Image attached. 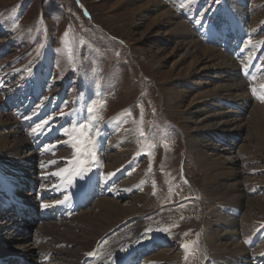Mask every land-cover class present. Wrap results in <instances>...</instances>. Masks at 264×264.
<instances>
[{
	"label": "rangeland",
	"instance_id": "1",
	"mask_svg": "<svg viewBox=\"0 0 264 264\" xmlns=\"http://www.w3.org/2000/svg\"><path fill=\"white\" fill-rule=\"evenodd\" d=\"M161 2L180 19L188 22L190 30L194 31L200 43L226 53L235 63L238 73V62L233 58L235 55L229 54L210 40L202 42L191 21L193 16L197 15V9L201 7V14L209 15L211 23L216 24L218 31H222L223 14L220 10L223 6L221 0H161ZM224 3L232 8L241 6L243 11L246 9L248 15L244 18V22L246 21L244 25L249 26L251 30L257 29L252 31L254 34L250 37L252 39L234 47L235 51H239L243 44L258 49L264 38V0H226ZM158 12L159 10L149 0H0V113H13L15 116L12 117L13 123L17 121L20 123L17 113H14L15 110L21 111L22 114L19 117L23 120L40 111L41 106L48 107L50 126L58 125L62 130L53 140L59 149L57 148L56 153L46 158H50L48 163L54 159H58L61 165L67 162V173L59 171L63 175H55V178L65 175L64 183L68 185L73 184L77 174L69 164L72 159L71 156L68 157L69 155L73 154L75 158L83 152L87 153L94 148L98 139H103L101 146L104 150L101 152L106 154L102 156L105 157L104 165L107 167V164L119 161L114 157V154L119 151L118 148L110 144L116 132L125 126L133 128L137 134L136 143L130 147L133 150L125 155L124 159H128L127 162L133 160L136 164L135 169L132 168L130 173L137 172L136 170L143 172L139 184L142 183L145 187L142 188V186L139 192L132 191L128 195L124 193L121 197L109 194L103 198H113L122 207L128 208L126 210L127 219L123 221L140 216L145 219L143 221L150 227L151 232L157 230L166 237L164 245L156 246L157 251L147 255L149 259H146V264H215L218 256L215 254L217 251L213 252L212 244L215 239L218 241V237L212 234L213 230L216 228L221 230L222 234L219 238H224V232L229 230V227L222 222L224 217L229 221L238 220L239 228L245 230L244 232H246L244 226L247 221L242 220L244 211L240 206L238 208L234 205L223 204L208 196L204 171L188 141L191 138L189 134L194 132L196 126L192 121L186 120L188 114L183 110L191 108L190 100L195 94L221 81L215 77L217 73L210 72L204 76L191 78L194 84L182 85L180 82L182 78L178 80L177 77L184 73L192 60L191 57L185 59L181 57L182 51L176 47L179 38L175 32L171 31L173 28L165 21L161 23L154 21ZM239 15L243 18L241 13ZM233 20L231 18L230 22L232 23ZM202 27L204 31H209L205 29L206 25ZM238 76L244 82V89L252 99L247 103L248 109L251 108V103L264 107V102L260 98L255 100L253 98L255 94L252 95V91L247 89V83L239 73ZM37 78L44 81L43 86L40 83L37 84L38 87L36 86ZM253 84L263 88L264 77ZM178 85L183 89L193 85L192 90L195 89L184 93L182 111L169 94L170 91H174L175 87L177 89ZM35 86V90L39 92L38 95H41L38 99L32 97L29 101L28 98L31 97L32 88ZM5 106L9 110L2 111L3 107L6 108ZM90 107L93 109L91 113L88 111ZM248 109L247 117L249 116ZM216 111L220 110L217 108ZM110 121L111 124L107 123ZM186 125L191 128L188 132L183 128ZM235 136L239 141L229 146L231 148L229 151L225 150L220 153L222 145L229 142L230 138L228 137L226 141L225 137L217 138L209 133L202 134L204 141L212 143V150L208 151L209 154L227 157L228 152L231 151L238 155L242 168L246 170L245 174L251 179L243 180L245 194L251 198L259 197L264 202V158L263 156L256 158L254 155L256 149L252 148L250 151L254 153L253 155L244 150L242 153L241 146L246 143L241 141V134ZM120 146L121 143L118 147ZM25 151L29 156L33 152L28 149ZM6 153L8 154V151H0V157ZM87 155H92V153ZM96 158L92 155L88 168L93 162L96 163L94 160ZM91 159L93 162H90ZM253 159L254 161H251ZM53 169L54 167L50 170ZM27 174L25 176L30 175L37 178L38 170L28 168ZM44 174L47 173L44 171ZM126 178L123 177L121 179L123 182L118 183L117 194L118 191L125 192V188L131 190L136 187V184L132 186L134 181L130 180V177ZM54 185L59 184L56 182ZM21 190H23L22 194L26 193L28 197L38 200V195L31 192L29 187ZM4 198L5 195L1 194L0 199ZM99 200L80 210L76 218L69 220L68 224L70 228H73V232L64 231L67 237L72 239L81 234L85 238L96 239L94 246L96 247L99 239L102 238V243L117 233V229L114 228L124 222H118V225L107 230L100 238L91 237V234L83 229L85 225L79 219L80 214L84 217L102 214V210L95 207ZM214 207L216 210H213ZM232 209L240 210L241 214L234 215L235 218L229 216ZM259 211H255L258 214L259 224L253 222L257 226L254 230L246 232L247 236L257 229L264 230L262 227L264 213ZM2 219L0 220V231L4 223L14 221L10 218V213L4 215ZM142 219H140L141 222ZM66 222V220L57 221L60 226ZM136 224L133 227L135 231L137 230ZM89 226L86 225L88 229ZM35 228L26 232L13 233L11 237L17 240L27 234L32 236L35 234ZM164 229L168 231H163ZM9 230L10 228L6 233L3 231L0 234H7ZM60 230H64L63 226ZM36 235H41V233ZM212 237L213 240L210 239ZM229 238L241 241L243 235H228L226 240L228 241ZM80 240L60 244L58 248L63 251L56 255L50 253L46 262L48 264H78L79 257L88 252L83 248L79 250ZM47 241L48 239L46 241L40 239L38 242H44L51 249L53 243ZM111 241L103 246V252L106 258L113 256L115 259L117 258L115 250L117 243L114 245V239ZM261 242L262 244H259L257 249H253L255 254L264 249V242L261 240L259 243ZM12 245L25 250V247H21V243H12ZM185 245L188 246L187 249ZM4 246L7 249L10 248L8 244ZM32 251L37 252L38 250L32 249Z\"/></svg>",
	"mask_w": 264,
	"mask_h": 264
},
{
	"label": "bare ground",
	"instance_id": "2",
	"mask_svg": "<svg viewBox=\"0 0 264 264\" xmlns=\"http://www.w3.org/2000/svg\"><path fill=\"white\" fill-rule=\"evenodd\" d=\"M149 2L151 4H154V6L159 10L154 21L159 23L164 21L167 22L173 28L171 31L177 34L179 38L178 39L179 42L176 43V47L181 49L182 51L181 57L184 59L191 57L192 62L186 68L184 73L181 74L179 77H177L178 80L182 78V80H180L182 85L186 83L194 84V82H191L192 81L191 78L202 75L204 76L206 75V73H210V72L217 73L215 77L221 81V83H218L213 87H209L201 91L200 93L195 94L193 98L190 100L191 101L190 104L188 103L189 105H192L191 108H189V110L182 109L183 108L182 99L184 98V93L195 90V89L192 90L194 88L193 85L185 89H183L182 86L178 85V88L176 89L175 87L174 91L169 90L170 91L169 94L173 102L180 107V111L183 110V112H186L188 114V116H186V120L192 121V123H194V125L196 126L194 132L191 133L189 132L191 138L188 141L190 148L194 150V151L192 150L193 152H195L196 159L201 165L200 167L204 171V179H205L204 182L207 185L206 187L209 193L208 196L212 199L222 202L223 204L234 205L238 208L241 207L244 211L243 216L241 215L243 217L242 220L247 221L245 226L244 225L242 226L246 228V232L254 230V228H256L257 225L254 224L253 222L258 223L259 221L258 214L255 211L260 210L259 212L264 213V202H262L263 200L260 199L259 197L258 198L256 197L257 199L253 197L251 198L250 196L248 197L245 194L244 192L245 187L243 186V182H244L243 180L247 178L249 181L250 176L245 174L246 170L242 168L238 155L235 153L233 154L231 151L228 152L229 157L228 156L224 157L223 155L217 156L216 154L213 155L209 154L210 150H212V143L211 142L207 143L206 140L204 141L203 138L205 136H203L202 138V134L209 133L210 135L212 134L217 138L225 137L226 141L228 137L230 138L229 142H225V144L222 145V150L220 153H223L225 150L229 151L231 149L230 147L234 145V142L236 141L235 143H237L239 141L236 139L235 135L241 134L242 135L241 141H245L246 143L241 146L242 153L246 151L252 154L250 151L251 150L250 148H252L254 150L256 149L255 150L256 153L255 154L253 153L256 158L260 156H263L264 158V107L257 103H251L252 106L250 109H248L247 103L252 99L250 98L249 94L246 93L244 89V82L238 76L239 69L237 73L235 63L228 57V55H226V53H222L217 49H214L209 46H204L202 43H200L199 40L194 35V31L190 30L189 27L190 25L188 26L187 24L188 22L186 23L185 21L180 19L179 16L176 15L174 12H172V10L167 8L165 4L161 2V0H149ZM225 6L230 7L227 4ZM232 9L238 13H241V16H243V18L241 17L242 20L244 18H247L248 11H245L246 9H244L243 11L242 10L243 8L241 6L236 8L234 7ZM205 29L209 30L208 27H206ZM256 30H257L256 28L252 29V31H256ZM259 43L261 44V42ZM254 67L258 69H264V62ZM259 79L260 78L252 81L251 83H255ZM38 83H40V85L42 86L44 85V81L39 80V78H37L36 86ZM36 86L32 88L33 92L31 94L36 95V97H38L37 95L39 92L35 90ZM253 98L256 100V98L259 97H253ZM231 107H233V109ZM235 107L236 108L239 107V108L234 109ZM40 108L41 110L39 114L37 115V117H35L37 122L35 124L33 123L29 127L24 126V123H22L21 121L19 123L16 120L17 122L13 123L14 121H12L13 119L12 117H15L13 113L11 114L10 113L5 114V112H3L4 114L0 113V127L2 126V130H0V151L2 152L8 151V154L6 153L5 155L0 157V195L1 194L6 195L5 202H9V194L12 195L16 194V197L21 198L22 200L27 202V204H29L31 207H34L35 203H37L38 200L36 199L34 200V198L32 199V197H28L27 196L28 194L26 193L22 194L20 189L13 190L14 188L21 187L20 185H22L23 183H29L28 181L30 182L32 181L35 184H39L40 190H44L45 188L46 190L49 191V193L64 192L65 195H69L70 193L69 189L72 184L68 185L64 183L63 178L65 175L60 178H55V175H63V173L59 171L68 169V166L66 165L67 162L65 164L66 166L58 163L59 162L58 159L51 160V162L48 163V160L50 158L49 157L46 158V156L52 155L53 153L57 152L56 149H54V147H56L55 144L54 143L51 144L50 142L56 131L48 128L49 126L48 107L41 106ZM217 108L220 111H216ZM2 109H3L2 111L8 110L5 109L4 107ZM247 109L249 110L248 117L246 116ZM45 121H47V123H45ZM107 123L111 124V121ZM37 125H40V127L37 128ZM183 128L184 130H187L186 132H188L191 129L187 125L184 126ZM116 133L117 134L114 137V139H112L111 143L109 141V143L112 144L115 148L116 147L118 148L119 151L116 154H114V157L115 159H119V161L115 163H110V165L107 164V167L106 165H104L105 157H103L102 155L106 156V154L102 153L100 150H97L100 141L98 142V144H96L95 146L96 149L93 148L87 153L83 152L79 156H76L75 158L73 157V154L69 155L68 157L71 156L72 158L69 161L70 166L73 167L77 173L83 172L85 178L88 176V173L92 168L91 167L87 169V166L89 165V159L92 157V155L93 156L95 155V157L97 158L94 160H97L100 166L105 167L102 175L103 180L106 181L108 179H111L114 182L116 178L118 179L117 182L114 183L115 185L111 188V193L115 190H118L117 185L123 182L121 180L122 177H127V178L130 177V180L132 179V181H134V184H132V186L136 184V187H133L131 190L125 188V192H123V190L122 192L118 191V194H116L115 196L121 197L122 195H124V193H126L125 195H128L132 191L139 192L140 188L142 186H143L142 188H144L145 185L142 183L141 185L139 184L142 180L143 172L136 170L137 172L133 171L130 173L132 168L135 169L136 164L134 163L133 160H131V162L130 161L127 162L128 159H124L125 158L124 156L132 152L133 150L130 149V147L134 146V144L136 143V136H137L136 131H134V129L131 127L125 126L122 130ZM121 134L122 136H120ZM120 143L121 146L118 147ZM10 145L12 146L9 147ZM37 146L41 148H36ZM226 146L228 147L230 146V147L227 148ZM27 149L33 150L30 156L25 153L26 152L25 150ZM90 153H92V155H87ZM260 153L262 155H259ZM60 157L62 156L60 155ZM92 160L93 159H91L90 162H92ZM251 161H254V159ZM56 165H57V169H56ZM50 166L51 168L54 167V169L50 170L51 169L49 168ZM28 168H36L38 170V177L36 178L30 175L25 176L28 173ZM117 169L118 171H116ZM124 169L127 170L123 172ZM251 169L252 168L250 167V170ZM44 171L47 174H44ZM64 172L67 173V171ZM98 181H100V178L99 179L96 178L95 182ZM257 181L259 180L257 179ZM56 182L59 185H54ZM74 182L82 183L83 179H80L79 176L76 174V180ZM137 184L140 186L138 187ZM82 186H84V184H80L78 190H72L69 196L75 195L81 189ZM52 188H54L53 191ZM103 197H107V196L99 197V199L100 198L102 199L101 200L98 199L99 201L95 204L96 208H100L102 210L101 212L102 214H93V216L90 217H84L82 214H80L79 219L82 220L85 225V227L83 226L84 227L83 229H85L88 233H90L91 237L94 236L95 238H100L102 234L106 233V231L109 230L110 228L115 227L116 224L118 225V222L121 221L124 223L121 225L119 224L118 227L124 226V229L120 230L119 233H116L113 236H111L105 242L101 243L102 238L99 239V243L97 244L96 247H94L96 244V239L93 240V238L90 239L88 237L85 238V236L81 234L76 235L74 236V238L70 239L69 237L66 236L67 234L65 235L63 233L64 231L67 230L69 232L70 231L73 232L72 230L73 228H70L68 222L70 219L76 218V214H73L74 216L72 215L64 219L67 222L60 226L56 220L44 221L42 224H40L41 222L39 218L33 217V221H31L24 216L20 217L17 213H12V209L0 210V220L3 218L4 215H9V213H10V218L14 219L12 223H8V224L4 223V225L1 226L0 232L5 231L6 233L8 228H10V230L7 232V234L4 233L5 236L3 234H0L1 235L0 259H3L2 257H7L6 259H4V261L7 264H48L46 261L50 257L49 255L50 253H54L56 255L60 251H63L60 250L61 248H58L60 244H64V243L68 244L70 242L73 243L75 241H78V239H81L80 240L81 245L79 246L80 247L79 250L83 248L84 250H88V252L85 253L84 255H81V257H79V260L77 261L78 264H85L86 258L87 256H89V253H94V255L99 257L98 261L93 262L91 264H107L106 263L107 260L110 261V264H113L114 262L113 256L111 258H106V255L103 252V246L107 245V243H109V241H111L112 239H114L113 244L117 243L115 247L117 257H119L118 255L119 250L125 248L126 245L129 246V244L136 242L137 239L144 240V242L149 241L148 243H146L147 246L151 244V242L156 243L157 241H159L160 237H162V240H164L163 238L165 237L163 236L164 234L160 232L158 233L157 230H156L157 232L156 231L151 232V230H149L150 227L146 224L145 221H143L145 219L140 218V216L139 217L136 216L126 221H123L127 217L126 210H128V208L122 207V205H120L118 202H115L113 198L111 199V198H103ZM213 210H216V208ZM240 214H241L240 210L235 211L232 209L229 212V216H232L234 218H235L234 215L239 216ZM140 219H142V222L140 221ZM224 219H222V222L224 223L225 226L229 227V230L227 229V231L224 232L225 237L219 238V236L222 234V231L217 230V228L214 229L212 233L213 235H217L218 237L217 238L218 241H216L215 239V241H213L212 244L213 245L212 250L213 252L217 251V253L215 254H217L216 256H218L215 259V264H256V261L253 260L252 257L253 256L256 257V255L264 254V249L257 254H255L254 252V250L257 249L259 244L260 245L262 244V242L259 243L258 246L255 247V249L248 248L246 246V242L248 241L249 243H252L255 239L258 238H260V241L262 240L264 242V233L257 229L252 233L250 232V234L247 236L246 235L247 233L244 232L245 230L243 231L242 228L241 229L239 228L240 222H238V220L233 219L232 221H229L227 219L225 220ZM2 220H6V219H2ZM135 223H137L135 226L137 229L136 231L133 228ZM38 225L39 228L37 229ZM86 225H90L89 229L86 227ZM62 226L64 229L63 231L60 230V227ZM33 227L36 228L34 230L35 234L33 235L31 234L32 236H28L27 234V236H24L17 240H14L11 237V234L13 233H19V231L26 232L29 231V229H32ZM118 227H115L114 229ZM262 227H264V225H262ZM39 233H41V235H36ZM238 234L243 235L241 241L231 240L230 238L228 239V241L226 240V237L228 235L238 236ZM245 235L247 236V238L245 237ZM40 239L45 241L48 239L47 242L51 241V243H53L51 246L52 248L49 249L47 247L48 245L44 244V242L39 243L38 241ZM210 239L213 240V237ZM12 243L13 244L21 243V247H25V250H20L17 247H14ZM4 244H8V247L10 248L8 249L5 248ZM10 244L11 246H13V248L10 246ZM32 249H37L38 251L37 252L32 251ZM55 255L53 256L54 259H55ZM27 256L31 259L27 258ZM42 258L44 259L42 260L44 262L41 261ZM72 261H74V259Z\"/></svg>",
	"mask_w": 264,
	"mask_h": 264
},
{
	"label": "snow or ice",
	"instance_id": "3",
	"mask_svg": "<svg viewBox=\"0 0 264 264\" xmlns=\"http://www.w3.org/2000/svg\"><path fill=\"white\" fill-rule=\"evenodd\" d=\"M197 23L203 25V20H198ZM66 35H67V33H66ZM252 91H253L254 94L256 93V89L255 88H253ZM260 99H261L262 102H264V95H262L260 97ZM88 111H89V113H91L93 111V109L90 107L88 109ZM45 123H47V121H45ZM39 127H40V125H37V128H39ZM61 171H67V170H61ZM69 174L71 175V173H69ZM77 175L79 176L80 179L84 178L83 172H79V173H77ZM69 183H71V180H69ZM45 207H47V205H45ZM163 231H168V230L164 229ZM187 247L188 246L185 245L186 249H187ZM92 255H94V253H89V256H92Z\"/></svg>",
	"mask_w": 264,
	"mask_h": 264
},
{
	"label": "water",
	"instance_id": "4",
	"mask_svg": "<svg viewBox=\"0 0 264 264\" xmlns=\"http://www.w3.org/2000/svg\"><path fill=\"white\" fill-rule=\"evenodd\" d=\"M3 259H6L7 257H2Z\"/></svg>",
	"mask_w": 264,
	"mask_h": 264
}]
</instances>
